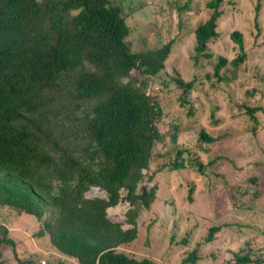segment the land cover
<instances>
[{
    "label": "trees",
    "instance_id": "trees-1",
    "mask_svg": "<svg viewBox=\"0 0 264 264\" xmlns=\"http://www.w3.org/2000/svg\"><path fill=\"white\" fill-rule=\"evenodd\" d=\"M223 2L205 1L209 15L193 30L195 64L213 56ZM129 14L116 0H0V208L35 217L34 236H47L57 255L48 264H157L120 246L136 238L137 217L156 197L157 184L143 178L165 135L150 85L172 42L133 51ZM228 35L240 50L229 61L237 67L247 55L243 34ZM227 62L219 55L215 74ZM172 80L184 105L194 81ZM255 111L245 108L252 120ZM199 137L217 139L204 129ZM169 163L180 168L184 160ZM190 163L203 172L201 162ZM92 188L104 196L87 197ZM120 202L129 205L124 221L107 214ZM219 230L211 226L205 240ZM1 244L16 247L5 225ZM242 251L234 264L264 263L251 248ZM196 260L190 253L182 262Z\"/></svg>",
    "mask_w": 264,
    "mask_h": 264
},
{
    "label": "rangeland",
    "instance_id": "rangeland-1",
    "mask_svg": "<svg viewBox=\"0 0 264 264\" xmlns=\"http://www.w3.org/2000/svg\"><path fill=\"white\" fill-rule=\"evenodd\" d=\"M116 1L130 12L127 39L133 51L172 42L163 70L150 85L163 108L159 129L165 135L143 178L157 184L156 197L137 217L136 238L120 249L157 264H192L182 262L190 253L196 255L194 264H234V252L247 248L264 258V0H224L220 36L209 44L213 56L197 64L191 59L193 30L209 15L206 0ZM232 30L243 34L247 54L237 67L229 63L240 52L228 35ZM219 55L228 62L215 74ZM177 74L194 81L184 105L172 80ZM246 106L256 108L255 120ZM201 129L217 139L201 140ZM169 159H183L184 165L172 169ZM190 162H201L203 172ZM86 196L104 193L92 188ZM128 207L120 202L107 214L124 221ZM2 224L16 247L0 245V264H48L57 256L47 236H34L35 217L0 208ZM215 225L220 230L206 241Z\"/></svg>",
    "mask_w": 264,
    "mask_h": 264
}]
</instances>
